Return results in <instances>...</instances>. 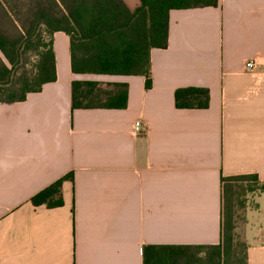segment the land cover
Instances as JSON below:
<instances>
[{
  "label": "crops",
  "instance_id": "crops-1",
  "mask_svg": "<svg viewBox=\"0 0 264 264\" xmlns=\"http://www.w3.org/2000/svg\"><path fill=\"white\" fill-rule=\"evenodd\" d=\"M53 48L56 81L0 102V264H144L146 246L220 244L222 178L264 183V0L171 10L150 88L73 73L64 32ZM74 81L127 85V106L73 109ZM188 87L208 89L209 107L178 109ZM63 178L62 205L32 203ZM244 218L248 264H264V192Z\"/></svg>",
  "mask_w": 264,
  "mask_h": 264
},
{
  "label": "trees",
  "instance_id": "trees-1",
  "mask_svg": "<svg viewBox=\"0 0 264 264\" xmlns=\"http://www.w3.org/2000/svg\"><path fill=\"white\" fill-rule=\"evenodd\" d=\"M131 12L123 0H0V102H23L29 93L57 79L53 37H70L71 68L75 74L146 76L150 54L165 49L173 9L216 7L218 0H141ZM128 86L98 82L72 83L73 109H124ZM178 109H206L210 91L180 88ZM65 178L32 198L35 206L62 205ZM221 240L215 246H146L144 264H248V245L236 233L235 207L247 208L240 197L264 192L256 174L223 177ZM204 253V256H200Z\"/></svg>",
  "mask_w": 264,
  "mask_h": 264
},
{
  "label": "rangeland",
  "instance_id": "rangeland-1",
  "mask_svg": "<svg viewBox=\"0 0 264 264\" xmlns=\"http://www.w3.org/2000/svg\"><path fill=\"white\" fill-rule=\"evenodd\" d=\"M256 197V194L254 193H247V194H244L242 197H240L239 199V202H244L246 207L252 203V201L255 199ZM236 208V216H237V229H236V233L237 235L239 236V238L246 242L244 237H243V230H242V224L244 223V212L246 210V208H243L238 206V207H235ZM247 244V243H246Z\"/></svg>",
  "mask_w": 264,
  "mask_h": 264
},
{
  "label": "built area",
  "instance_id": "built-area-1",
  "mask_svg": "<svg viewBox=\"0 0 264 264\" xmlns=\"http://www.w3.org/2000/svg\"><path fill=\"white\" fill-rule=\"evenodd\" d=\"M254 66H255L254 62H248L247 63V68L250 69V70L254 69ZM141 128H142L141 127V123L137 122L136 123V128H135L136 131L137 132H140L141 131Z\"/></svg>",
  "mask_w": 264,
  "mask_h": 264
}]
</instances>
